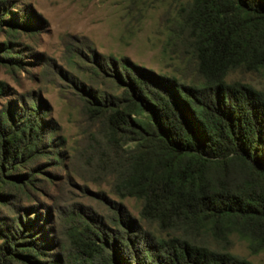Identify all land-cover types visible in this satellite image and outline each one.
<instances>
[{
  "label": "trees",
  "instance_id": "obj_1",
  "mask_svg": "<svg viewBox=\"0 0 264 264\" xmlns=\"http://www.w3.org/2000/svg\"><path fill=\"white\" fill-rule=\"evenodd\" d=\"M177 30L187 76L121 60L101 73L103 90L81 97L98 162L119 198L140 203L137 219L120 206L109 224L75 213L64 231L49 226L23 204L41 168L19 170L58 161L43 112L4 116L0 264H252L231 253L233 237L264 251V93L227 79L237 69L264 74V0H190Z\"/></svg>",
  "mask_w": 264,
  "mask_h": 264
},
{
  "label": "rangeland",
  "instance_id": "obj_2",
  "mask_svg": "<svg viewBox=\"0 0 264 264\" xmlns=\"http://www.w3.org/2000/svg\"><path fill=\"white\" fill-rule=\"evenodd\" d=\"M189 1L0 0V125L10 109L19 117L43 112L45 147L55 151L58 161L41 157L18 169L41 168L34 172V201L23 204H34L53 229L64 231L75 213L109 224L120 206L138 218L140 203L119 198L107 167L98 162V138L81 97L87 98L84 91L103 90L101 73H111L121 60L187 76L192 60L179 42L177 23ZM11 19L15 24L6 23ZM4 50H13L10 61ZM227 79L264 93L262 73L237 69ZM231 241V253L264 264V251L252 253L245 241Z\"/></svg>",
  "mask_w": 264,
  "mask_h": 264
}]
</instances>
